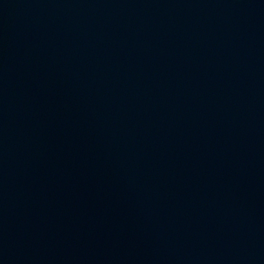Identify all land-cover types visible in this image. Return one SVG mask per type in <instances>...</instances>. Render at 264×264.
<instances>
[{
    "label": "water",
    "instance_id": "water-1",
    "mask_svg": "<svg viewBox=\"0 0 264 264\" xmlns=\"http://www.w3.org/2000/svg\"><path fill=\"white\" fill-rule=\"evenodd\" d=\"M0 264H264V0H0Z\"/></svg>",
    "mask_w": 264,
    "mask_h": 264
}]
</instances>
